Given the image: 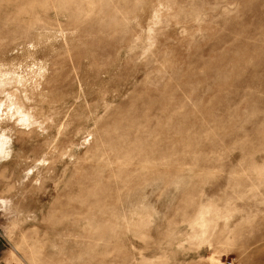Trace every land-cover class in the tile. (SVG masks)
Instances as JSON below:
<instances>
[{
    "label": "rangeland",
    "instance_id": "1",
    "mask_svg": "<svg viewBox=\"0 0 264 264\" xmlns=\"http://www.w3.org/2000/svg\"><path fill=\"white\" fill-rule=\"evenodd\" d=\"M0 264H264V0H0Z\"/></svg>",
    "mask_w": 264,
    "mask_h": 264
}]
</instances>
